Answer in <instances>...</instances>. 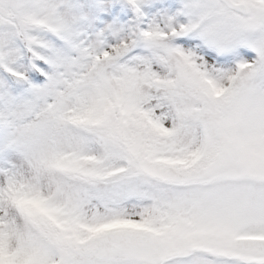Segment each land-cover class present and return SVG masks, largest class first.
Segmentation results:
<instances>
[{"label":"snow or ice","instance_id":"6c2138e0","mask_svg":"<svg viewBox=\"0 0 264 264\" xmlns=\"http://www.w3.org/2000/svg\"><path fill=\"white\" fill-rule=\"evenodd\" d=\"M0 264H264V0H0Z\"/></svg>","mask_w":264,"mask_h":264}]
</instances>
